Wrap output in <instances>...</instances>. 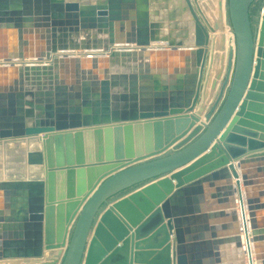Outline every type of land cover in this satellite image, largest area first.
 <instances>
[{
  "label": "water",
  "instance_id": "water-1",
  "mask_svg": "<svg viewBox=\"0 0 264 264\" xmlns=\"http://www.w3.org/2000/svg\"><path fill=\"white\" fill-rule=\"evenodd\" d=\"M254 1L0 0V264H264Z\"/></svg>",
  "mask_w": 264,
  "mask_h": 264
},
{
  "label": "rangeland",
  "instance_id": "rangeland-1",
  "mask_svg": "<svg viewBox=\"0 0 264 264\" xmlns=\"http://www.w3.org/2000/svg\"><path fill=\"white\" fill-rule=\"evenodd\" d=\"M263 1L264 0H255L250 8L251 21L254 25L259 21L257 16L259 13H261L260 5ZM184 27L185 26H181L179 29H171L172 36H174V38H178L177 34H179V36L180 34H185L188 29ZM17 151L18 150L15 148V146H13V144H9L7 147H0V179H22L27 176L28 170L25 168L26 165L21 164V161H23L22 157L20 160L21 152Z\"/></svg>",
  "mask_w": 264,
  "mask_h": 264
},
{
  "label": "bare ground",
  "instance_id": "bare-ground-1",
  "mask_svg": "<svg viewBox=\"0 0 264 264\" xmlns=\"http://www.w3.org/2000/svg\"><path fill=\"white\" fill-rule=\"evenodd\" d=\"M182 33V32H181ZM178 36V38H176L175 40L177 41V39L179 40V38L181 37L182 38V34H180V36H179V34H177ZM184 35V34H183ZM224 35H225V38H226V47H228V45H230L231 44V41H229V39H230V36H231V34H230V32L228 31V29H227V27H224ZM188 37H192V36H188ZM180 40H182V43L183 44H186L187 46H191L192 45V38L190 39V40H188V39H185L184 38V36H183V38L182 39H180ZM218 40H220V37H219V39ZM167 45L165 44V43H163V42H159V43H151V47H155V48H159V47H166ZM119 47H121V48H134V46H132V45H123V46H116L115 48H118L119 49ZM226 52H227V50H226ZM88 52H86V51H74V52H71V53H68L67 55L68 56H72V55H74V56H85L86 54H87ZM97 53H101L100 51H97ZM45 61L44 60H35V59H26V60H23V61H18V60H16V61H0V64H3V63H5V64H14V65H19V64H24V65H32V64H42V63H44ZM217 66V65H216ZM218 69V68H217ZM215 73H216V71H214V75H215ZM211 79H214V77L212 76L211 77ZM212 95H213V92L210 90V92H209V98H208V100H211L212 99ZM30 100L31 99H29V100H27L28 102H30ZM207 100V101H208ZM27 112H28V115H32V112H31V108L30 107H28L27 106ZM201 121H203V118H201ZM36 142V141H35ZM35 142H29V143H33L32 145H28L27 147L29 148V149H33L34 147H36V143ZM9 144H15V143H9ZM20 145V150H18L17 152H21L20 153V160H21V157H22V160H23V158H24V149L22 148L23 147V144L24 143H19ZM22 163V165L24 164V161H21ZM25 165V164H24ZM25 168H27V170H28V174H27V176H33V175H36V173H35V169L36 168H33V167H26L25 166ZM18 171V170H17ZM26 171V170H25ZM22 172H24V171H22ZM27 172V171H26ZM255 263V262H254Z\"/></svg>",
  "mask_w": 264,
  "mask_h": 264
},
{
  "label": "crops",
  "instance_id": "crops-1",
  "mask_svg": "<svg viewBox=\"0 0 264 264\" xmlns=\"http://www.w3.org/2000/svg\"><path fill=\"white\" fill-rule=\"evenodd\" d=\"M13 146H15V144H13ZM216 162V161H215ZM234 182V181H233ZM207 190V189H206ZM205 190V191H206ZM237 209H238V206H237ZM209 224L211 225V222H209ZM223 224H225V225H230L231 224V222H229V221H225V222H223ZM244 261L246 262V264H247V260L246 259H244Z\"/></svg>",
  "mask_w": 264,
  "mask_h": 264
}]
</instances>
